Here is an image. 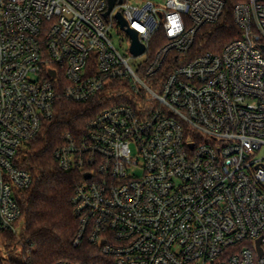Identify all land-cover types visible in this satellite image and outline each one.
Instances as JSON below:
<instances>
[{
	"label": "built area",
	"instance_id": "built-area-1",
	"mask_svg": "<svg viewBox=\"0 0 264 264\" xmlns=\"http://www.w3.org/2000/svg\"><path fill=\"white\" fill-rule=\"evenodd\" d=\"M225 1L116 0L105 15L108 0H0V231L24 227L29 143L63 97L100 107L52 153L81 173L71 244L88 264H264V0L236 4L240 36L205 51Z\"/></svg>",
	"mask_w": 264,
	"mask_h": 264
},
{
	"label": "trees",
	"instance_id": "trees-1",
	"mask_svg": "<svg viewBox=\"0 0 264 264\" xmlns=\"http://www.w3.org/2000/svg\"><path fill=\"white\" fill-rule=\"evenodd\" d=\"M244 1H225L220 21L204 28L200 37L203 50L219 52L226 43L240 36L232 11L236 4ZM99 108L96 102L81 104L60 97L48 130L29 143L27 157L33 181L19 198L24 227L19 233L0 231V241L7 249L4 254L0 251V264H4V257L7 264H53L59 260L88 264L93 260L90 246L71 244L76 230L71 198L81 173L62 170L52 153L59 135L80 129ZM14 247L20 252H10Z\"/></svg>",
	"mask_w": 264,
	"mask_h": 264
},
{
	"label": "rangeland",
	"instance_id": "rangeland-1",
	"mask_svg": "<svg viewBox=\"0 0 264 264\" xmlns=\"http://www.w3.org/2000/svg\"><path fill=\"white\" fill-rule=\"evenodd\" d=\"M111 39L113 41V43L121 50V51H125L127 46H128V35L126 34V32L124 30H121V29H114L111 33ZM140 59L142 58H139L138 60H136L137 62L138 61H141ZM135 61L134 60H130V64H133ZM22 221L20 223H18V231L20 230V226L22 225ZM1 243V241H0ZM2 244V243H1ZM3 248L5 250L6 247H4V245L2 244ZM9 250V249H8ZM10 252H20V249H16L15 250V247L13 249V251H10ZM15 254V253H14ZM7 259L4 257L3 258V262L4 264H7Z\"/></svg>",
	"mask_w": 264,
	"mask_h": 264
},
{
	"label": "water",
	"instance_id": "water-1",
	"mask_svg": "<svg viewBox=\"0 0 264 264\" xmlns=\"http://www.w3.org/2000/svg\"><path fill=\"white\" fill-rule=\"evenodd\" d=\"M116 0H108V10L106 11L105 15L112 9V7L114 6ZM118 2L120 3L121 0H118ZM116 18L118 19L119 23L123 26L125 25V21L122 18V16L120 14H116ZM127 31L130 34V37L132 39V44H131V52L135 55L140 54L143 52L144 48L141 44L138 43L137 41V37H136V32L134 30L131 29H127ZM53 74V72H52ZM87 177V175H86Z\"/></svg>",
	"mask_w": 264,
	"mask_h": 264
},
{
	"label": "clouds",
	"instance_id": "clouds-1",
	"mask_svg": "<svg viewBox=\"0 0 264 264\" xmlns=\"http://www.w3.org/2000/svg\"><path fill=\"white\" fill-rule=\"evenodd\" d=\"M172 22L174 23L175 25V30L178 32L181 30V22H180V17L179 16H175V17H172L171 18Z\"/></svg>",
	"mask_w": 264,
	"mask_h": 264
}]
</instances>
